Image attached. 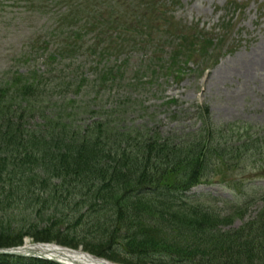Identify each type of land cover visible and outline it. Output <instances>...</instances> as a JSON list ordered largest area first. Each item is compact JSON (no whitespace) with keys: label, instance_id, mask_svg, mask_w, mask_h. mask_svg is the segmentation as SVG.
<instances>
[{"label":"trees","instance_id":"trees-1","mask_svg":"<svg viewBox=\"0 0 264 264\" xmlns=\"http://www.w3.org/2000/svg\"><path fill=\"white\" fill-rule=\"evenodd\" d=\"M39 78L34 69L7 72L0 83V249L29 237L83 245L122 264H264V209L244 227L225 231L227 220L241 214L221 217L209 202L182 196L225 176L260 139L233 143V133L213 125L205 107L198 112L201 128L178 138L118 128L119 121L109 119L112 110L67 112L75 97L100 89L70 82L62 94L73 92L74 100H52ZM223 134L232 143L219 138ZM17 210L26 217H10ZM16 260L0 256V264Z\"/></svg>","mask_w":264,"mask_h":264},{"label":"rangeland","instance_id":"rangeland-1","mask_svg":"<svg viewBox=\"0 0 264 264\" xmlns=\"http://www.w3.org/2000/svg\"><path fill=\"white\" fill-rule=\"evenodd\" d=\"M12 1H16V8L12 7L14 6L11 4ZM68 2L78 4L73 1ZM179 2L180 6L174 9L173 16L182 24L195 25L208 33L212 31L216 33L220 20L224 17L228 19L232 32L225 37L223 47L224 49L232 47V51L225 52L218 64L202 78H197L199 71L189 64L187 67L191 71L185 69L187 74L181 82L161 79L154 85H147L144 79L136 80L133 82V87L107 89L106 93L99 95L94 104H91L92 94L82 98L77 96L76 107H69L67 112L83 111V115H92L89 110L98 107L109 109L119 104L117 111L118 121L121 124L117 126L118 128L148 125L164 134L179 136L199 126L193 112L197 107L206 106L210 121L214 125L233 124L234 130L240 125L251 126L254 128L253 132L257 133L254 139H262L264 137V80H261L264 77V0H180ZM230 2L237 6L233 11L227 8ZM24 3L27 10L23 8ZM42 7L44 12L40 13L29 8L26 0H0V77L6 71L22 74L26 72L27 67L22 65L20 60L29 54L25 52L28 38L31 41L36 33L51 29L53 21L47 19L48 15L60 14L58 9L51 6L48 9ZM31 33L33 35L29 36ZM133 58L136 56L133 55ZM82 59H86L85 54L77 55L73 60L76 64H80ZM30 65L36 67L39 73L43 71L41 63L30 62ZM129 65L134 66V63ZM248 72L255 74L257 78L255 83L247 82ZM86 75L88 78L91 77L89 72L82 73L76 76L77 81L80 83ZM131 77L132 74H129L128 78ZM57 83V80H47L46 83L42 81L40 89L52 100L66 98L68 101H73V92L68 95L62 94L63 91L60 89L52 90ZM172 99L178 102L177 105L166 104ZM43 100L46 103L47 99ZM56 106L60 107V105ZM263 153L264 148L251 149L244 155L246 164L242 165L233 177L238 181V194L234 195L216 184L210 187H197L188 195L193 197L210 195L222 198L225 200L224 206L222 209L217 208L223 217L227 215L233 217L234 207H241L246 204L247 199L254 197V200L242 210L240 216L227 220L232 222L228 228L227 226L223 228L225 231L240 229L253 221L264 209V196H261L264 194L262 176L264 171L256 170V167L263 163ZM19 210L10 213V217L25 218L24 212ZM23 243L33 244L29 237H24ZM76 248L83 250L84 246L80 245ZM252 255L257 256L255 253ZM30 261L19 258L13 264H29Z\"/></svg>","mask_w":264,"mask_h":264},{"label":"bare ground","instance_id":"bare-ground-1","mask_svg":"<svg viewBox=\"0 0 264 264\" xmlns=\"http://www.w3.org/2000/svg\"><path fill=\"white\" fill-rule=\"evenodd\" d=\"M246 76V80L248 83H255V81L257 80L255 74L251 72L246 73ZM24 249L25 248L20 250L19 253L23 254L28 252L31 255L43 257L49 260H54L62 264H108L103 261L93 260L91 257L81 252L67 251L51 246L30 247L28 250H26V252L23 251Z\"/></svg>","mask_w":264,"mask_h":264}]
</instances>
